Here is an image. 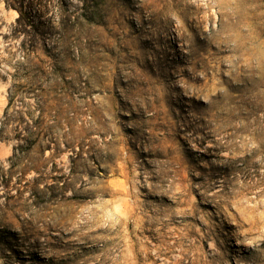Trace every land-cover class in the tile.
<instances>
[{
    "label": "rangeland",
    "instance_id": "374dc122",
    "mask_svg": "<svg viewBox=\"0 0 264 264\" xmlns=\"http://www.w3.org/2000/svg\"><path fill=\"white\" fill-rule=\"evenodd\" d=\"M0 264H264V0H0Z\"/></svg>",
    "mask_w": 264,
    "mask_h": 264
}]
</instances>
